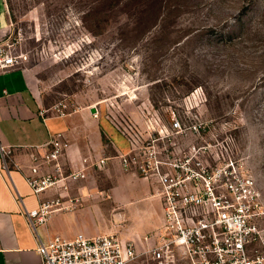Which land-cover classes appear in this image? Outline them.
<instances>
[{"label": "rangeland", "instance_id": "374dc122", "mask_svg": "<svg viewBox=\"0 0 264 264\" xmlns=\"http://www.w3.org/2000/svg\"><path fill=\"white\" fill-rule=\"evenodd\" d=\"M6 1L8 43L42 105L91 106L141 129L199 96L196 110L231 132L264 206V0ZM98 213L127 233L148 221L107 201Z\"/></svg>", "mask_w": 264, "mask_h": 264}, {"label": "built area", "instance_id": "2783aa9c", "mask_svg": "<svg viewBox=\"0 0 264 264\" xmlns=\"http://www.w3.org/2000/svg\"><path fill=\"white\" fill-rule=\"evenodd\" d=\"M20 56L8 38L0 40V74L19 67ZM199 96L187 97L168 111L167 122L158 113L144 117V127L129 121L112 123L124 137L127 150L119 163L156 186L162 224L156 242L138 247L116 234L72 238H38L41 264H264V206L254 177L233 155L234 137L196 107ZM68 104L44 109L62 116ZM68 144L56 133L33 148L24 179L39 196L55 186L63 192L26 211L30 228L50 214L77 209L82 198L72 194L71 183L86 177L88 158L77 169L63 162ZM13 148L0 146L1 168L8 171ZM106 158L90 161L100 167ZM145 241L147 238L145 237Z\"/></svg>", "mask_w": 264, "mask_h": 264}, {"label": "crops", "instance_id": "0c3cea01", "mask_svg": "<svg viewBox=\"0 0 264 264\" xmlns=\"http://www.w3.org/2000/svg\"><path fill=\"white\" fill-rule=\"evenodd\" d=\"M10 30L7 1L0 0V40ZM46 108L32 91L22 68L0 74V146L13 148L8 171L1 168L0 154V264H41L36 251L38 238L47 242L55 235L72 238L77 233L86 236L117 233L138 247L156 242L162 224L156 186L120 165L117 154L127 150L124 137L113 125L103 121L98 112H92L91 106L62 116L50 111L41 114ZM56 133H61L68 144L62 157L67 171L77 169L82 158L89 160L86 177L71 183L70 192L79 194L82 202L77 209L50 214L34 232L26 211L36 209L41 201L63 190L55 186L36 196L27 185L24 173L33 148L46 143ZM98 158H106L102 166L89 164ZM102 201H107L110 209L130 208L148 221L142 230L129 233L115 224L104 225L98 213Z\"/></svg>", "mask_w": 264, "mask_h": 264}, {"label": "water", "instance_id": "95a60500", "mask_svg": "<svg viewBox=\"0 0 264 264\" xmlns=\"http://www.w3.org/2000/svg\"><path fill=\"white\" fill-rule=\"evenodd\" d=\"M91 111H92V112H94V111H95V108H94V107H92V108H91Z\"/></svg>", "mask_w": 264, "mask_h": 264}]
</instances>
